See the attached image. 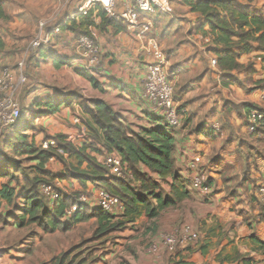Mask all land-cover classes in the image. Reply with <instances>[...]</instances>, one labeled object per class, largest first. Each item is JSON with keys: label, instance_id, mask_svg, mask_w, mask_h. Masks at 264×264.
<instances>
[{"label": "crops", "instance_id": "obj_1", "mask_svg": "<svg viewBox=\"0 0 264 264\" xmlns=\"http://www.w3.org/2000/svg\"><path fill=\"white\" fill-rule=\"evenodd\" d=\"M81 4L78 0H67L65 5L58 1L57 8L61 12L67 11L68 17L64 24L70 25L71 20L78 18L79 22L85 17L78 12ZM174 6L177 14L175 17L160 11L146 16L152 23L149 37L159 42L168 59L169 73L175 84L181 109L184 111L182 127L169 128L161 115L155 112L143 98V86L150 60L145 50L146 42L139 39L135 30L128 29L124 24L126 30L119 33H115L112 27L101 30L87 26L78 34L63 29L57 37L56 45L44 49L41 58L30 57L27 55L29 46L27 38L32 35L34 38L37 36L39 24L37 25L38 18L35 11L31 12L29 5L19 6L15 11L8 10V13L21 23L20 31L14 32V35H18L15 43L20 52L15 57L21 58L20 61L26 60L28 66L33 61L35 64L40 62L41 71L49 67L52 71L48 72V77L51 81L50 87L53 88L38 86L26 100L24 97L20 98V103L25 105L26 111L32 107L35 99L58 101L57 98L61 94L75 93L81 96L87 93L89 95L87 99L82 96V99L78 98L70 105L61 107L59 112L38 119L47 128L44 132L49 134L54 132L52 130L50 132L48 124L52 122L51 120H54V123L58 121L54 135L70 138L77 147H82L89 140H85L84 143L77 142L74 134L78 132L69 131L64 124L70 122L71 125L77 126V121L85 120L84 116L87 115L82 105L84 100L108 102L134 132L168 127V131L176 141V174L179 176V182L191 193L190 199H184L176 206H183L188 202L198 204L193 211L186 213L188 221L184 225L201 234L198 246L182 245L184 247L179 257L174 258L177 259L175 264L178 262L241 264L236 260L237 254L251 255L257 261H261L263 258L256 249L258 242L264 243V212L257 201L256 192L264 183V143L261 142L263 135L259 134L256 138L250 134L247 130V113L244 111L240 114L230 110L229 104L239 106L253 104L264 111V105L260 100L264 89V50L255 46V51L242 55L239 60V63L245 66L253 64L254 74L250 83L227 85L223 83V77L248 78L247 72L221 71L218 66H214L212 61L217 59L213 51L215 46L206 41L209 35L206 37L203 31L198 30L205 20L200 14L192 12L190 6L183 0ZM251 7L252 11L264 12V0H256ZM93 18L96 24H100L99 18L96 16ZM207 30L208 27L204 29ZM9 31L11 34L12 31ZM91 32L102 46L101 62L98 66L89 64L88 58L80 54L77 44L80 35ZM9 34L0 29V35L5 42V50L0 54V64L2 62L9 64L11 60L6 58V53L14 43L10 40ZM85 74L92 76L99 83L101 90L96 89L85 78ZM78 90L83 93L80 94ZM80 111L82 115L79 114ZM214 124L220 125V132L213 128ZM17 129L19 128L14 127L13 130L8 131L7 137L13 136ZM82 133L87 137L84 130ZM246 141L253 143L254 148L246 146L244 144ZM34 143L37 148L42 144L37 142L36 136ZM257 144L258 147L255 148ZM98 159L104 162L106 158L98 157ZM52 160L54 159L49 163H52ZM73 160L77 162L75 158ZM49 163L46 165L45 173L49 170ZM194 163L209 173V184L212 187V194L209 197H203L192 189L191 165ZM155 179L158 180L156 177ZM69 181L66 183V180L65 183L83 191V186L77 184V180L69 179ZM168 181L169 183L162 182L163 191L167 195L172 185V180ZM165 186H168V191ZM94 187L87 183L86 191L94 190ZM100 194L101 191L97 189L95 198L98 201ZM92 207V209L98 208V202ZM145 216L143 212L135 223L138 224ZM69 248L67 246L63 249L68 251ZM29 249L31 250L25 248L22 252H28ZM62 252L59 250L55 254L56 257ZM73 262L74 256L69 260L57 259L53 255L52 258L35 259L33 264H73ZM103 262L106 263L108 260L104 259Z\"/></svg>", "mask_w": 264, "mask_h": 264}, {"label": "trees", "instance_id": "obj_2", "mask_svg": "<svg viewBox=\"0 0 264 264\" xmlns=\"http://www.w3.org/2000/svg\"><path fill=\"white\" fill-rule=\"evenodd\" d=\"M183 1L190 6L192 12L200 14L205 20L198 30L203 31L206 37L211 36V43L215 46L213 51L217 55V66L220 70L239 73L246 71L251 81L254 74L253 64L245 66L240 64L239 60L242 55L255 51V46L258 47L257 49L264 50V12L251 9V5L256 0ZM0 11L2 12L1 8ZM94 16L100 19V24H96ZM77 19L71 20L72 24L70 25L69 23L62 25V28L71 30L75 34L80 33L87 26H94L101 30L112 27L115 33L126 30V26L108 18L99 7L91 9L79 22ZM206 27L208 30L204 31ZM4 50L5 42L0 35V54ZM84 76L96 89L101 90L99 83L92 76L88 74ZM222 79L223 83L227 85L241 84V80L233 76H225ZM78 98L82 99V96L65 93L59 95L58 101L35 99L32 107L27 109L26 113H23L18 120L19 124L17 122L15 127L19 129L8 138L6 148L14 155L25 158V161H39L38 165L33 166V171H35L33 174L36 175L32 180L34 188L40 184L42 187L44 183H47V180H44L48 177L45 173L46 165L51 159H58L68 169L56 178L77 180L84 188L87 183L93 184L97 189L103 188L104 191L122 201L125 206L124 215L114 222L115 217L107 215L99 207L87 210L88 206L74 201L73 197L59 198L55 203L51 201L50 204L53 206L50 205L49 209L45 206V197L40 199L30 192L25 195L26 202L23 207L19 208L21 215L13 216L14 222L9 223H15L18 220L20 227L37 224L45 231L58 229L67 231L71 228L72 223L96 218L98 229L95 235L96 238H101L120 230L126 224L135 223L143 212L149 220H154L184 199L191 198V193L184 184L179 182V176L176 174V141L168 131V127L134 132L121 119L114 107L103 100H87V105L86 103L82 104L88 117L84 122L91 132L89 142L82 147H77L70 141V138L58 135L49 138L56 141L57 149L54 147L37 148L34 143V135L27 134L29 131L36 130L35 121L59 112L61 107L70 105ZM229 106L230 110H235L240 114L245 111L249 115L256 109L262 111L260 107L253 104L242 106L229 104ZM259 134L263 135L261 142L264 143V120L253 135L257 138ZM12 137L16 142H12ZM113 152L119 154L127 165L128 177L126 180L113 176L104 162L98 159V157L107 158ZM66 155L72 159L75 158L77 165L68 164L65 160ZM5 158L6 155L4 159L0 160V178L12 176V171L26 174L27 168L23 167L21 161L5 160ZM42 174L46 176L41 180L40 175ZM169 179L172 180V185L171 191L167 195L163 191L162 182L169 183ZM13 198L14 193L7 185L0 189V202L6 201L11 204ZM71 201L72 204H70ZM76 205H79V209L74 212L72 217H67L66 210ZM60 219H67V221L59 226ZM69 251L61 258L65 259ZM256 252L262 256L261 261H257L251 255L241 254L236 255V260L241 264H264V243L258 242ZM177 264L187 263L178 262Z\"/></svg>", "mask_w": 264, "mask_h": 264}, {"label": "rangeland", "instance_id": "obj_3", "mask_svg": "<svg viewBox=\"0 0 264 264\" xmlns=\"http://www.w3.org/2000/svg\"><path fill=\"white\" fill-rule=\"evenodd\" d=\"M58 1L59 0H0V8L3 12L2 13L0 11V29L7 31L8 34L10 32L9 30H11L12 33L9 34L11 35L10 40H13L12 42H14V46L11 45L10 51L6 53V58H11L9 64H4V62H2L0 64V70L5 67L15 68L16 65L21 62V58L19 59L15 57V55L20 54V52L19 48H17V43H15V39L17 40L18 35H14V32L17 33L20 31L21 23L18 22L17 18L12 17L11 14L8 13V10L15 11L19 6L25 7V5H29L30 11H35V14L38 18L37 25L40 24L41 21L45 20L51 24H55L56 22H60L59 20H63L61 24H64L68 17L67 11L65 10L61 12L59 8H57ZM60 1L62 5H65L67 2V0ZM179 2L180 0H170V4H172V13L170 12L166 15H174L175 17L177 14H175L174 5ZM61 29L63 31V28ZM91 35L94 36V33L91 32ZM33 38L34 35L27 38L28 44ZM33 62L32 64H29L28 69H26L27 81L20 93V98L24 97L25 100L30 93L36 90L38 86L48 89L53 88L50 87L51 81H49L48 77V72L52 70H50L49 67H45L44 70L41 71L39 67L40 62L37 64ZM239 79L241 80V85L251 82L249 78L246 77ZM78 92H80V94L83 93L81 90H78ZM83 94H81V96H83L84 99L89 97L87 93ZM176 99L180 103L177 94ZM86 101L87 100L82 101L83 104L87 103ZM21 107L23 113L25 114V105L22 104ZM79 114L82 115V112L80 111ZM84 118L85 120L87 119L86 116H84ZM51 121L52 122L49 123L48 126L50 128V132L52 130L54 133L49 134L44 132L47 130V128L45 125L40 123L39 120H36V123H34L36 125L37 131L35 130L27 132L29 136H33L35 134L34 138L36 136L38 143L42 142L39 148H43L42 145L44 143H48L51 140H49L50 137L58 136L54 135L58 121H55V123L54 120ZM64 125L67 129H69V131L73 130L74 133L78 132L77 134H74V137L76 136L77 142L84 143L90 140L89 135L91 132L84 122V119L80 120L79 122L77 121V126L71 125L70 122H67V124ZM83 130L87 137H85L82 133ZM8 138L9 137H7L6 134L0 141V160L4 159V156L6 155L5 160L13 159L21 161L23 163V167L27 168V171L24 175L22 173L12 171L13 175L10 176L11 178H0V189H3V187L7 185V187H9L14 193L13 203L9 204L6 201L0 202V264H33L35 259H40L43 257L52 258L53 255L55 258L60 259L63 254L67 253L69 250L71 251H69L66 258L70 260V258L74 256L73 264H147V262L149 264H175L177 262V259L175 260L174 258L179 257V253L184 246H178L176 249V257H174L172 254H169L161 246L157 247L156 251H154V247L158 243L157 238L160 234L172 231V227L175 229L176 227L180 228L184 225V223H186V221H188L186 213L188 212L189 214L191 211H193L194 207H197L198 205L194 202H188L183 206L179 205L174 208H170L161 213V215L154 220H149L148 217L145 216V218L139 220L138 224H126L125 226L121 227L120 230L114 231L101 238H96L95 235V232L98 229L96 218H92L80 223H72L71 228L67 231L61 229L56 231H45L43 227H39L37 224L20 227L18 220H16L15 223H9L14 222V219H12L13 216L21 215V213H19V208L23 207L24 203L26 202L25 195L30 192L37 195L40 199H44L45 197L44 202L46 208L50 209V205H53L50 204L51 201L48 200V198L42 192L41 184L34 188V183H32L33 178L36 176L33 174L35 173V171H33V166L38 165L39 161H25V158H20L14 155L13 152L6 148ZM11 140L13 143L16 142L13 137ZM244 144L251 148L253 146L254 148L253 143L246 141ZM256 147H258V144L257 146L255 145V148ZM58 153L61 154V152ZM65 160L68 164H74L75 166L77 165V162L67 155ZM3 164L6 165L7 163ZM49 164V170L46 172L48 177L44 179V176L46 175H40L41 180H47V183L44 184H51L55 189H57L61 196L60 199H64L65 197H73L72 199L74 201H78V203L81 202L88 206L89 209L87 210H92V206L96 205L98 202L97 198H95L97 187L95 188L94 185L90 183L94 187V190L92 189L86 191V188L83 187V191H80L78 188L76 189L71 185H67L66 183L70 182L69 179L61 180L56 178V175L65 173L68 167H66L58 159L52 160V163ZM127 177L128 176L126 173L121 177V179L126 180ZM129 180H131V178H129ZM77 184L80 183L78 182ZM165 189L168 191V186H165ZM98 190L103 191V188H98ZM70 204H72V201ZM72 208H76V210H78L79 205L72 206ZM119 218L120 217H116L114 222H116V220ZM171 219H175V221H171ZM66 221L67 219H60V221H58L59 226H62V224H64ZM200 241L201 234L199 240L196 243L189 244L187 246L196 247L200 244ZM67 246L70 247L68 251L63 249ZM25 248H31V250L29 249L30 251L28 252H22L25 250ZM59 250H62L63 252L59 255V257H56L55 254L58 253ZM27 254L30 256H26ZM104 259L108 260V262L104 263Z\"/></svg>", "mask_w": 264, "mask_h": 264}, {"label": "built area", "instance_id": "obj_4", "mask_svg": "<svg viewBox=\"0 0 264 264\" xmlns=\"http://www.w3.org/2000/svg\"><path fill=\"white\" fill-rule=\"evenodd\" d=\"M74 1V0H73ZM82 4L78 9L80 15H87L93 9L99 7L108 18L126 25L128 29L135 30L139 39L146 42L145 50L149 55L146 79L143 86V98L153 107V110L161 115L162 120L169 128H180L183 125L184 111L176 99L175 84L169 73L168 60L159 42L149 37L152 29L151 20L146 15L156 14L158 11L167 14L172 13V6L169 0H78ZM131 1L132 3H130ZM61 22L55 24L47 20L39 24V33L31 40L27 48V55L30 57L41 58L42 51L56 45L57 37L62 33ZM211 43V36L206 39ZM80 54L88 58L91 66H98L101 62V46L96 36L91 34L80 35L77 40ZM217 66V59L212 61ZM26 60L19 62L15 68L5 67L0 70V141L8 131L13 129L23 110L20 103V93L27 81ZM261 103L264 105V89L260 96ZM264 120V112L253 110L247 117V130L254 134L260 123ZM213 128L220 132V125L214 124ZM49 147L58 148L55 140H50L43 145L44 149ZM111 173L121 178L127 172V165L116 152L107 156L104 161ZM193 171L192 189L203 197L212 194V187L209 184V173L196 163L191 165ZM132 178V176H131ZM42 192L53 203L59 200L60 194L51 184H43ZM257 201L264 212V183L261 184L256 192ZM98 207L107 215L121 217L125 213V206L122 201L106 191H101ZM76 208L66 210L67 217H72ZM200 234L190 226L183 225L168 233L160 234L158 243L154 247L164 248L173 256L176 254L178 246L196 243Z\"/></svg>", "mask_w": 264, "mask_h": 264}]
</instances>
